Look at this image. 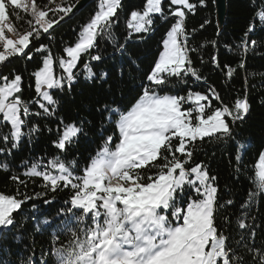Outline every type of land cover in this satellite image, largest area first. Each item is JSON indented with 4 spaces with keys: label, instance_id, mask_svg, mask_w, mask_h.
I'll return each instance as SVG.
<instances>
[{
    "label": "trees",
    "instance_id": "trees-1",
    "mask_svg": "<svg viewBox=\"0 0 264 264\" xmlns=\"http://www.w3.org/2000/svg\"><path fill=\"white\" fill-rule=\"evenodd\" d=\"M78 1L36 0L41 8L50 9ZM189 2L196 7L191 12L183 9L187 57L191 61L185 68L192 67L200 79L182 73L168 77L167 83L160 86L147 80L162 51L163 40L177 19L169 15L177 8L169 0L162 1V13L152 18V25L144 33H133L127 25L131 13L142 11L146 0H121L107 34L98 36L95 46L80 56L73 80L65 78L62 87L49 91L53 104L41 102L35 90V73L48 55L53 57L55 73L62 71L58 60L65 57L66 48L77 43L81 31L98 11L99 0L48 33L41 30L38 38L30 37L25 53L30 52L31 59L21 54L0 63V76L9 80L16 75L21 77V91L16 95L29 109L27 116L21 113L25 135L17 146L13 148L12 142L0 139V148L4 149L0 152V195L22 201L21 208L13 212L14 223L0 228V264H56V249L66 245L71 232L77 230L73 213L79 214L80 210L69 211L75 190L61 183L52 191L41 177L26 173L35 165L39 171L55 175L58 171L50 165L59 159L75 176L82 175L108 137H112L110 147L118 142L119 113L129 111L146 86L155 88L159 95H206L207 101H202L205 118L213 110L233 109L236 100L246 99L249 110L243 119L223 117L231 129L230 135L216 134L188 145L192 157L185 168L200 164L210 178L215 177V226L227 237L231 253L239 258L236 264H257L264 253V191L259 189L255 177L257 161L264 151V22L257 15L264 12V0H227L221 30L216 25L213 0ZM8 11L11 13V7ZM16 11L24 19L11 15L9 23L16 29L14 33L22 34L30 30L27 21L32 17L22 9ZM63 15L49 12L51 19ZM41 46L43 51H36ZM94 56L100 59H92ZM85 69L94 75L89 78ZM213 91L219 100L212 97ZM41 103L50 114L44 113ZM183 107L188 109L193 104ZM1 119L2 116L0 137L11 131V126ZM66 125L81 131L61 150L56 144ZM172 143L177 145L179 139ZM176 155L182 161L186 159ZM156 171L151 168V172ZM188 191L195 197L192 189ZM241 222L244 228L239 227Z\"/></svg>",
    "mask_w": 264,
    "mask_h": 264
},
{
    "label": "snow or ice",
    "instance_id": "snow-or-ice-1",
    "mask_svg": "<svg viewBox=\"0 0 264 264\" xmlns=\"http://www.w3.org/2000/svg\"><path fill=\"white\" fill-rule=\"evenodd\" d=\"M50 2L55 3V0ZM200 2L203 3V0ZM120 3L121 0H99L98 11L81 31L78 42L74 47L66 48L68 59H59L58 66L66 73L67 81L73 80L72 70L80 56L95 46L98 36L107 34ZM161 4L162 0H146L142 11L131 13L127 26L137 33L148 31L153 15L162 13ZM170 4L178 6L169 13L177 19L163 42L158 62L147 76V80L155 86L164 85L168 77L181 76L182 73H190L200 79L192 67L185 68V64L190 65L191 61L187 57L189 49L186 46V14L183 9L191 12L196 6L189 0H170ZM74 7V4H57L56 8L50 9L41 8L36 0H0V63L21 54L31 59V53H25L30 37L38 38L41 30L48 33ZM17 9H23L32 19L27 21L30 30L18 34V39L13 40L6 37L5 29L16 32L8 23L11 15L17 20L24 19ZM50 11H59L64 16L51 19ZM257 15L264 22V12ZM36 51H43V46ZM93 75L89 70V78ZM228 75H231V70ZM64 80L65 77L54 76L53 57L48 55L43 61V68L35 73V90L48 104H53V97L47 89L62 87ZM20 82L19 75L11 80L0 76V114L2 121L11 126V131L0 139L12 142L13 148L25 135L22 131L25 121L21 113L25 116L29 114L26 104L16 95L21 91ZM211 95L220 99L214 91ZM207 99L206 95L199 93L159 95L155 88L146 86L131 109L119 113L116 121L119 138L114 148L109 147L112 137H108L102 151L92 159L82 175L75 176L59 159L51 162L50 167L60 175L39 171L35 165L26 173L30 177H41L52 191L61 183L75 190L69 211L80 210L79 214L73 213L78 221L77 230L71 232L66 245L56 249V264H236L239 258L231 253L226 245L227 237L215 226V177L210 178L203 165L187 169L185 165L192 157L189 144L205 137H215L216 134L230 135L231 129L223 117L241 120L249 105L246 99H238L233 109H216L205 118V105L201 101ZM189 102L193 107L185 109L183 106ZM40 107L44 113L50 114L43 103ZM80 131L78 127L66 125L56 147L65 149L66 143H71ZM176 138L179 143L173 145L172 141ZM2 151L4 149L0 148ZM177 153L186 159L182 161ZM158 160L163 163H154ZM151 168L157 171L153 173ZM141 169L148 171L141 172ZM255 176L259 189L264 191V153L259 157ZM185 186L192 189L195 197L188 196L187 203L181 205L179 194L185 191ZM21 204L22 201L16 198L0 195V226L14 223L13 212L19 210ZM169 210L170 217L166 214ZM239 227L244 228L245 224L241 222ZM257 264H264V253L260 254Z\"/></svg>",
    "mask_w": 264,
    "mask_h": 264
},
{
    "label": "rangeland",
    "instance_id": "rangeland-1",
    "mask_svg": "<svg viewBox=\"0 0 264 264\" xmlns=\"http://www.w3.org/2000/svg\"><path fill=\"white\" fill-rule=\"evenodd\" d=\"M163 1V0H162ZM170 1V0H169ZM22 2H26V0H22ZM175 6V5H174ZM178 7V6H177ZM23 10V9H22ZM96 14V13H95ZM160 14H154L153 15V17L154 16H159ZM94 17V16H93ZM152 17V18H153ZM131 20V16H130V19H129V21ZM91 21V20H90ZM90 21L88 22V24L90 23ZM128 21V22H129ZM8 23H9V21H8ZM87 24V25H88ZM86 25V26H87ZM85 26V27H86ZM151 26V25H150ZM150 26H149V28H150ZM84 27V28H85ZM83 28V29H84ZM131 32H133V33H137V32H134L132 29H131ZM145 32H147V31H145ZM139 33H144V32H139ZM5 35H6V37L7 38H11V39H13V40H16V39H18V34H16V33H14V32H8L7 31V29H5ZM167 39V36L165 37V39L163 40V42L165 41ZM78 42V41H77ZM75 45H73L72 47H74ZM0 50H2V49H0ZM162 51H163V43H162ZM161 51V52H162ZM161 54V53H160ZM160 54H159V56H160ZM46 58V57H45ZM44 58V59H45ZM61 59H68L67 58V56H66V51H65V57L64 58H61ZM158 59H159V57H158ZM79 61V60H78ZM78 61H77V63H76V67L72 70L73 71V73H74V71H75V69L77 68V65H78ZM157 62H158V60H157ZM54 66V65H53ZM43 68V65H42V67L38 70V71H40L41 69ZM37 71V72H38ZM85 73H89L88 72V70L87 69H85ZM53 74H54V76H56V77H65L66 78V73H64V71H63V69H62V71H60L59 70V72L56 74L55 73V70H54V67H53ZM88 75V74H87ZM35 88H36V81H35ZM50 90H52V89H47V91L49 92ZM50 94V93H49ZM39 95V94H38ZM39 97H40V95H39ZM40 100H41V102H47V101H45V100H43L41 97H40ZM205 101H207V100H205ZM201 103L202 104H204L202 101H201ZM0 116H2V114H0ZM2 120V119H1ZM117 120H118V118H117ZM116 120V121H117ZM7 123V122H6ZM70 126H72V125H70ZM116 128H117V124H116ZM117 133H118V136H119V131H118V128H117ZM110 147V146H109ZM114 148V147H113ZM263 153H264V151H263ZM259 163V159H258V161H257V164ZM256 164V165H257ZM90 165V164H89ZM37 170H38V168H37ZM29 171V170H28ZM255 173H256V169H255ZM52 175H54V174H52ZM55 175H60V173L58 172L57 174H55ZM256 177V176H255ZM257 180V179H256ZM258 181V180H257ZM191 188H185V191L182 193V194H179V203L181 204V205H184L185 203H187L186 202V200H187V198H188V196H192V194H188L189 193V191L188 190H190ZM186 192H188V193H186ZM15 212V211H14ZM170 212H171V210H169V212L168 213H166L167 215H169V217H170ZM2 227H4V226H0V228H2Z\"/></svg>",
    "mask_w": 264,
    "mask_h": 264
},
{
    "label": "water",
    "instance_id": "water-1",
    "mask_svg": "<svg viewBox=\"0 0 264 264\" xmlns=\"http://www.w3.org/2000/svg\"><path fill=\"white\" fill-rule=\"evenodd\" d=\"M97 0H79L76 4L75 7L73 8V11L69 13L67 16H64L62 20L59 21V23L54 24L49 31L53 30L54 28L58 27L62 23L66 22L67 20L71 19L74 17L76 14H78L82 9H84L87 5L90 3H94ZM226 2L227 0H213V6L215 10V15H216V25L219 30H221L225 15H226Z\"/></svg>",
    "mask_w": 264,
    "mask_h": 264
}]
</instances>
